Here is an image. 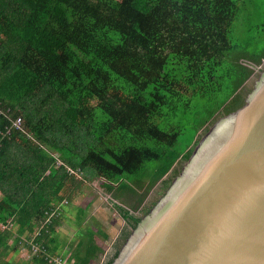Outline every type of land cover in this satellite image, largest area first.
Segmentation results:
<instances>
[{
  "label": "trees",
  "instance_id": "1",
  "mask_svg": "<svg viewBox=\"0 0 264 264\" xmlns=\"http://www.w3.org/2000/svg\"><path fill=\"white\" fill-rule=\"evenodd\" d=\"M262 59L264 0H0V245L14 228L46 252L32 263L60 264L63 208L96 176L109 191L134 177L141 207L116 206L129 229L109 264L157 199L144 191L160 180V195L198 131L243 103ZM94 235L70 264H88Z\"/></svg>",
  "mask_w": 264,
  "mask_h": 264
},
{
  "label": "water",
  "instance_id": "2",
  "mask_svg": "<svg viewBox=\"0 0 264 264\" xmlns=\"http://www.w3.org/2000/svg\"><path fill=\"white\" fill-rule=\"evenodd\" d=\"M109 264H264V67L216 117Z\"/></svg>",
  "mask_w": 264,
  "mask_h": 264
},
{
  "label": "rangeland",
  "instance_id": "3",
  "mask_svg": "<svg viewBox=\"0 0 264 264\" xmlns=\"http://www.w3.org/2000/svg\"><path fill=\"white\" fill-rule=\"evenodd\" d=\"M252 67L253 74L246 81V84L251 86L259 70L264 67V61L261 62L260 65H254ZM204 132V128L200 129L196 136V140L199 139ZM184 161L185 160H180L177 164L175 163L174 169L169 171L164 177L172 176L176 170L179 171ZM57 163H60V161H57ZM68 168L69 167L66 166V169ZM159 182L160 180L157 181L152 188L144 191L143 204L147 201L150 202L154 196L158 198L162 194L155 195ZM142 191L143 189L140 188L134 177L123 178L111 191H109L106 186V181L102 177L96 176L87 182L82 192L77 195L72 202H69L67 209L65 208L64 218L62 219L63 226L66 227V231L70 234H74L73 232H75V237L87 234V230L95 232L93 240L95 244L98 245L99 249L95 251L97 253L93 260V264H103L108 257V255L106 257V253H110L111 249L113 251L114 244L117 243L121 232L129 229L126 226V222L118 213L116 206L120 205L137 213L141 206L137 210H133L132 207L136 204V199ZM113 192H116L118 198H113ZM89 201L90 205L86 207V203ZM80 207H83L85 211L80 213L78 211ZM36 228L37 227H34L31 232L26 231L22 238L27 242H31V238L37 233ZM4 229H6V227L0 223V230ZM14 234H16V230L12 228L9 236L0 245V264H32L31 259L33 252H29L24 245H16ZM61 255L63 257V264H70L73 262L65 255Z\"/></svg>",
  "mask_w": 264,
  "mask_h": 264
},
{
  "label": "crops",
  "instance_id": "4",
  "mask_svg": "<svg viewBox=\"0 0 264 264\" xmlns=\"http://www.w3.org/2000/svg\"><path fill=\"white\" fill-rule=\"evenodd\" d=\"M68 205H66L63 208V211L61 212L62 214H61V217H60V222L55 227V231L52 233L51 237L55 240L54 243H53V245L56 247L55 248L56 249L55 252L65 255L67 258H69L70 261H73V258H70L71 257V253L75 252L78 242L82 238L85 239L86 236L85 235H80L79 237H75V232H73L74 234H72V233L70 234L68 231H66V227L63 226L64 224L62 222V219L64 218L65 208L67 209ZM89 205H90V201L86 203L87 207ZM78 211H79V209H78ZM97 247H98V245H97ZM97 249H99V247ZM111 252H112V249L110 250V253L109 252L106 253V257H107V255L109 257L111 255ZM96 253L97 252H95L91 256L88 264H93V260L95 258ZM104 263H105V261L103 262V264ZM32 264H34V263H32Z\"/></svg>",
  "mask_w": 264,
  "mask_h": 264
},
{
  "label": "built area",
  "instance_id": "5",
  "mask_svg": "<svg viewBox=\"0 0 264 264\" xmlns=\"http://www.w3.org/2000/svg\"><path fill=\"white\" fill-rule=\"evenodd\" d=\"M264 61V59H262V62ZM13 125L14 126H18L19 127V125H20V118H17L14 122H13ZM63 202H65V201H63ZM61 211L58 209V207L57 208H55L52 212H50V213H48V212H46V216H45V218L42 220V221H40V225H39V227L38 228H36V232L38 233L39 231H38V229H40L46 222H48L49 221V219L51 218V216H53V215H56V214H59ZM36 233V234H37ZM35 234V235H36ZM34 235V236H35ZM31 243V242H30ZM31 252H33L32 253V256L33 255H35V254H37V253H45L46 254V252L45 251H43V249L42 248H40L39 246H37L36 244H33L32 243V245H31ZM47 255V254H46ZM48 261L50 262V261H53V262H55V263H60V264H63V259L62 260H59V258H57L56 256H48Z\"/></svg>",
  "mask_w": 264,
  "mask_h": 264
}]
</instances>
